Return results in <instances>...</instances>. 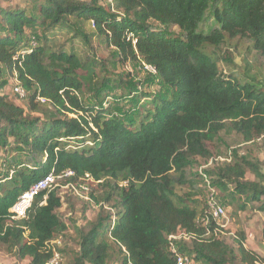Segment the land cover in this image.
<instances>
[{
    "label": "trees",
    "instance_id": "trees-1",
    "mask_svg": "<svg viewBox=\"0 0 264 264\" xmlns=\"http://www.w3.org/2000/svg\"><path fill=\"white\" fill-rule=\"evenodd\" d=\"M10 1L0 0V151L13 140L25 161L11 175L0 174V243L29 264L63 255L52 245L68 231L56 215L62 206L56 190L43 205L45 194L36 198L27 220L12 221L10 210L44 177L70 170L75 186L86 175L92 184L111 181L104 199L110 203L119 191L121 206L106 233L98 221L87 225L73 264H176L168 237L181 231L204 234L197 219L209 213L207 202L200 210L193 198L198 193H178L184 187L199 191L189 173L194 160L210 159L207 143L225 130L245 143L264 136V86L242 83L219 67L232 62L222 47L236 39L248 41L264 60V0H112L107 6L96 0H42L40 24L25 10L4 7ZM72 18L92 23L101 41L117 50L119 63L156 69L167 94L153 99V110L139 124L112 116L104 102L83 103L79 71L86 67L76 54L52 51L45 43L32 47L37 38H30L29 29H63ZM41 39L47 41L45 35ZM91 74L84 78L89 84ZM9 76L25 91L28 109L2 95ZM39 99L56 113L44 120L33 116L40 112ZM1 167L0 159V172ZM248 170L258 181L246 180ZM213 183L235 187L237 194L260 202L264 212L259 164L241 157L219 168ZM180 247L195 262L264 264L245 247L244 235L236 251L214 236Z\"/></svg>",
    "mask_w": 264,
    "mask_h": 264
},
{
    "label": "rangeland",
    "instance_id": "rangeland-1",
    "mask_svg": "<svg viewBox=\"0 0 264 264\" xmlns=\"http://www.w3.org/2000/svg\"><path fill=\"white\" fill-rule=\"evenodd\" d=\"M91 1V0H84ZM100 5L107 6V0H96ZM42 0H11L5 2L4 7L14 10H25L30 16L40 18V5ZM158 29L159 25L155 24ZM66 28L44 30L42 28L29 29L30 38H37V46L44 43L52 51H63L68 54L74 53L86 67L79 71L83 77V92L79 95L83 103L93 107L100 105L109 109L114 117L124 119L133 123H140L149 111L153 110L152 102L155 97L165 96L167 88L163 87L157 78L139 63H119L118 52L114 48H108L101 38L96 35L92 23L70 19L65 25ZM170 31L178 35V28H171ZM42 35L47 37L43 41ZM212 52V49H207ZM222 52L231 56L232 62L222 61L219 67L224 75H235L242 83L254 80L264 86V60L256 58L251 44L246 40H231L228 45L222 47ZM87 73L93 77V83L85 81ZM11 76L2 89L9 102L16 106L28 109V98L21 99L14 94L13 89L17 83ZM40 112L33 114L35 117L43 118L50 113H56L50 103H41ZM71 118L76 116L71 115ZM44 121L39 125L41 126ZM7 150L0 151L2 167L0 174L11 175L14 167L25 161V155L15 151L14 141L11 140ZM76 147V143H71ZM211 158L208 160L196 159L189 169L191 179L198 185L199 191L189 187L178 189V193H198L196 201L199 202L200 210L203 209L210 193L226 208L228 215V226L226 236L220 241L233 250H237L241 235L245 236V247L264 258V212L260 210V202L249 201L245 196L237 194L235 187L226 185L221 187L213 182L217 179L219 168L227 162L218 159L228 158L232 155V162L241 157L247 158L253 164H259L261 173H264V140H254L253 143H245L235 132L225 130L221 132L214 142L207 143ZM247 181H258L251 170L247 171ZM113 183L109 180L102 184H92L91 181H82L75 188H58V196L61 198L62 206L56 211L58 218L68 225V231L58 237L52 245L59 252H62L61 264H73V258L79 251L82 233L91 222H100L102 229L107 232V227L114 224L116 213L121 211L118 193L112 194L110 203L104 197L110 192ZM78 192V193H77ZM243 207H245L243 209ZM109 238H106V242ZM115 254L118 248L113 246ZM0 264H29L27 261H20L13 251H9L0 243ZM110 264H116L113 260ZM195 264H209L205 260ZM230 264H241L239 261Z\"/></svg>",
    "mask_w": 264,
    "mask_h": 264
},
{
    "label": "built area",
    "instance_id": "built-area-1",
    "mask_svg": "<svg viewBox=\"0 0 264 264\" xmlns=\"http://www.w3.org/2000/svg\"><path fill=\"white\" fill-rule=\"evenodd\" d=\"M107 2L112 5V0H107ZM36 41L32 42V47L36 45ZM151 75H157V71L152 66H144ZM17 85L13 89L14 94L20 97L21 99L26 98V93L19 85L18 80H15ZM41 103H46L45 99H39ZM264 140V136L257 139V141ZM253 143V142H251ZM222 162L231 163L232 155L229 154L228 158L218 159ZM75 177L73 171H65L62 173H55L54 171L44 177L42 180L34 184L28 191H26L17 201V203L11 208V220L12 221H21L27 220L30 210L36 200L42 194H45L44 201L47 200V195L55 191L58 188H75V185L72 183V179ZM83 181L93 182L90 175H86V179ZM78 193V192H77ZM43 204V203H42ZM207 206L209 213L205 217H199L197 223L201 225L204 229V234H192L185 231L178 232L176 234L170 235L168 241L170 244V251L176 258V264H195V261L191 256L181 253V244H192L194 241H205L211 236H214L215 239L220 240L222 237L226 236V230L228 226V215L226 208L218 201L214 196V193H210L207 199ZM213 222V227L211 223ZM63 261L62 256L59 253L55 254V257L48 264H61Z\"/></svg>",
    "mask_w": 264,
    "mask_h": 264
},
{
    "label": "clouds",
    "instance_id": "clouds-1",
    "mask_svg": "<svg viewBox=\"0 0 264 264\" xmlns=\"http://www.w3.org/2000/svg\"><path fill=\"white\" fill-rule=\"evenodd\" d=\"M50 193H51V192H50ZM45 196H46V195H45ZM47 198H48V195H47ZM42 203H43V204H45V203H46V201H44V200H43V202H42ZM43 204H41V205H43Z\"/></svg>",
    "mask_w": 264,
    "mask_h": 264
}]
</instances>
